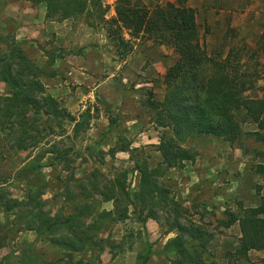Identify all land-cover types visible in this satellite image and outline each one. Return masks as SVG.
Returning <instances> with one entry per match:
<instances>
[{"label":"rangeland","instance_id":"rangeland-1","mask_svg":"<svg viewBox=\"0 0 264 264\" xmlns=\"http://www.w3.org/2000/svg\"><path fill=\"white\" fill-rule=\"evenodd\" d=\"M108 1L86 0L85 11L77 17L61 19L52 13L41 25L35 12L42 5L47 13L46 3L0 0V54L15 43L40 70L46 94L76 118L90 112L87 129L73 137V125L67 122L60 129L32 111L6 112L2 99L7 88L0 82V264H138L148 248L147 264H174L175 253L166 248L179 235L170 227L173 218L201 231L207 262L227 264L240 231L237 222L230 227L221 222L230 214L238 216L242 208L259 206L264 197V174L257 170L264 166V129L243 110L237 114L241 136L235 143L208 136L183 141L182 147L195 153L194 160L157 178L168 200L144 205L135 201L125 221L97 222L88 230L91 239L85 249L71 258L51 241L66 238L68 229L38 235L29 228L37 203L48 217L60 220L87 204L93 216L86 214L82 222H93L102 211H113V203L104 202L95 189L126 172V191L133 195L139 185L137 165L164 168L158 145L163 134L170 138L172 133L156 124L148 102L164 99V76L176 54L166 43L130 37L112 24L117 0L111 9ZM129 1L150 11L175 2ZM188 6L195 10L206 54L218 62L229 57L251 82L245 96L264 99V0H189ZM20 13L32 14L34 20L23 21ZM22 24L28 37L19 30ZM117 35L123 41L113 38ZM254 132L262 139L248 136ZM31 137L38 141L36 147L18 149V144L33 141ZM8 206L13 208L7 211ZM247 261L263 264L264 248L237 264Z\"/></svg>","mask_w":264,"mask_h":264},{"label":"trees","instance_id":"trees-1","mask_svg":"<svg viewBox=\"0 0 264 264\" xmlns=\"http://www.w3.org/2000/svg\"><path fill=\"white\" fill-rule=\"evenodd\" d=\"M36 1L46 3L47 18L52 13H58L61 19L73 18L86 9V0ZM188 2L189 0H175L174 3H165L150 11L143 6L130 4L129 0L116 1L112 24L127 30L130 37L141 35L166 43L176 54L174 64L164 76L167 86L164 99L160 102H148L149 108L155 113L156 124L169 129L172 137L168 138L163 134L158 145L163 169H150L146 163L136 166L139 185L133 195L126 191V172L118 174L102 190L95 189L104 202L113 203V211H102L93 222H82L83 219H88L85 218L86 214L93 216L87 204H82L76 213L61 220L48 217L43 206L35 204L36 212L32 216L36 220L29 228L38 235H53L60 229H68L66 238L51 241L66 250V255L70 258L72 253L85 249L91 239L88 230L97 222L103 219L111 222L125 221L128 219L129 207H136L135 201L144 205L153 199L168 200L167 191L158 184L157 178L166 169L182 168L185 162L194 160L195 153L182 147L183 141L208 136L221 138L230 144L235 143L241 136V122L237 119L240 110L259 129H264V99H249L245 96L251 88V82L246 75L239 73L229 57L218 62L206 54L200 42L195 10L188 6ZM104 13L103 10L101 16ZM113 38L123 41L119 35ZM39 75L40 70L15 43L8 46L6 53L0 54V82L7 88V96L2 99L5 111H32L34 115H43L49 121L53 120L60 129L62 123L67 122L73 125L72 135L77 137L81 130L89 126L90 112L87 110L78 118L71 115L59 101L45 93V88L38 79ZM50 131L53 132L51 126ZM248 136L261 140L263 135L254 132ZM30 139L33 141L27 146L18 144V149H32L38 145L34 137ZM257 170L264 174V166H258ZM12 208L13 206H8L6 209L9 211ZM173 221L170 227L176 229L179 235L166 244V248L175 253L173 263L213 264L204 258L206 240L201 231L193 226L182 225L178 218H173ZM235 222L238 223L240 239L235 251L227 254V264L247 260L249 252L264 248V197L259 206L242 208L238 216L230 214L229 220L221 223L224 227H230ZM150 254L151 250L148 248L146 253L138 256V264H147ZM247 264L255 263L247 261Z\"/></svg>","mask_w":264,"mask_h":264},{"label":"crops","instance_id":"crops-1","mask_svg":"<svg viewBox=\"0 0 264 264\" xmlns=\"http://www.w3.org/2000/svg\"><path fill=\"white\" fill-rule=\"evenodd\" d=\"M32 11L33 10L31 9V12L30 13H32ZM37 11H39V12H37ZM35 13H36V18L38 19V22L40 21L41 25H43V22L45 20V15H46L45 14L46 13L45 12V8H43V6L40 5V7L38 9H36V12ZM9 15H10L11 18L16 19L13 16L12 12H10V11H9ZM18 16H19L20 19L22 18L23 21H26V20H29V19H31L32 21L34 20L32 14H26V13L25 14H22V13H20ZM19 28H20L19 30L24 31L23 32L24 36L26 35L28 37L30 35V33H29L26 25L22 24V25H20Z\"/></svg>","mask_w":264,"mask_h":264},{"label":"built area","instance_id":"built-area-1","mask_svg":"<svg viewBox=\"0 0 264 264\" xmlns=\"http://www.w3.org/2000/svg\"><path fill=\"white\" fill-rule=\"evenodd\" d=\"M107 5H109V6L112 5V6H113V5H114L113 0H109V1L107 2ZM112 6H110V9L112 8Z\"/></svg>","mask_w":264,"mask_h":264}]
</instances>
